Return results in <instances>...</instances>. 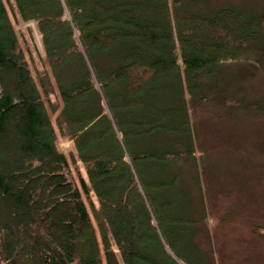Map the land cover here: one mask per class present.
<instances>
[{"label":"trees","instance_id":"trees-1","mask_svg":"<svg viewBox=\"0 0 264 264\" xmlns=\"http://www.w3.org/2000/svg\"><path fill=\"white\" fill-rule=\"evenodd\" d=\"M14 1L37 23L46 79L0 0V264H216L196 242L206 207L191 111L260 106L229 93L245 71L223 66L263 42L264 17L200 0H43L53 16ZM151 7L163 24L139 18ZM159 40L161 56L146 53Z\"/></svg>","mask_w":264,"mask_h":264},{"label":"rangeland","instance_id":"rangeland-1","mask_svg":"<svg viewBox=\"0 0 264 264\" xmlns=\"http://www.w3.org/2000/svg\"><path fill=\"white\" fill-rule=\"evenodd\" d=\"M36 1L38 8L43 7L54 15L53 7L43 0ZM85 1L90 3V0ZM3 2L21 44L25 49H30L34 66L46 79L43 68L45 52L37 23L22 20L14 0ZM231 3L249 14L264 17V0H200L202 6L213 9L209 13L219 6ZM149 9L141 12L139 18L152 19L163 24L162 9ZM66 17H70L68 11ZM240 22L239 20L238 24L230 21V30H236L235 33L240 34L243 29ZM218 24L214 27H221ZM203 31L201 29L200 33ZM207 32L205 30L203 35H207ZM193 34L190 31L194 40L198 38L197 33ZM213 37L225 41L227 34L219 31ZM163 44L162 40L157 41L155 45L148 47L146 53L154 57L161 56L159 48ZM261 46H264V40L251 43L248 48H241L239 60L223 66L225 74L227 69L234 75L245 71V75L236 80H226L229 93L238 87L245 102L256 100L260 106H243L239 102L238 110L232 112L226 106L211 102L198 104L191 111L206 207L205 223L199 225L200 232L196 242L198 249L208 252L206 255L209 261L212 262V257L216 264H264V65L263 60L258 59ZM47 88L52 104L57 107L59 104L55 88L49 85ZM57 144L63 152L71 154L73 161L86 177L72 141L58 132ZM187 168L190 169L189 164ZM43 187L50 188L47 183ZM91 197L94 206L98 208L99 204L93 193ZM88 206L90 209L89 204ZM97 235L101 241L99 232ZM179 245L183 246L185 243L181 242Z\"/></svg>","mask_w":264,"mask_h":264},{"label":"bare ground","instance_id":"bare-ground-1","mask_svg":"<svg viewBox=\"0 0 264 264\" xmlns=\"http://www.w3.org/2000/svg\"><path fill=\"white\" fill-rule=\"evenodd\" d=\"M11 4V3H10ZM30 23V22H29ZM33 54V53H32ZM39 61V60H38Z\"/></svg>","mask_w":264,"mask_h":264}]
</instances>
